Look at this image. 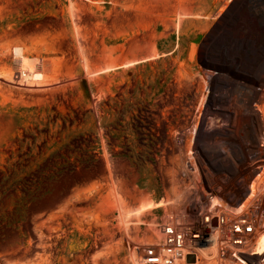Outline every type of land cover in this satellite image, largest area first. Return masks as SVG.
Instances as JSON below:
<instances>
[{"label":"rangeland","instance_id":"obj_1","mask_svg":"<svg viewBox=\"0 0 264 264\" xmlns=\"http://www.w3.org/2000/svg\"><path fill=\"white\" fill-rule=\"evenodd\" d=\"M212 1L0 0V264H132L152 247L120 225L150 200L164 206L140 231L169 217L173 159L154 153L145 114L178 65L200 62L205 34L185 14Z\"/></svg>","mask_w":264,"mask_h":264},{"label":"bare ground","instance_id":"obj_2","mask_svg":"<svg viewBox=\"0 0 264 264\" xmlns=\"http://www.w3.org/2000/svg\"><path fill=\"white\" fill-rule=\"evenodd\" d=\"M212 3L214 12L191 5L185 14L205 34L193 52L200 62L178 65L145 114L154 153L173 159L175 188L160 224L138 228L163 200L120 218L124 236L135 225L142 240L147 232L153 238L152 247L131 248L132 264H188L186 253L194 264H264V0ZM211 18V27L201 21ZM156 57L104 66L86 79ZM18 78L36 85L40 75L21 65Z\"/></svg>","mask_w":264,"mask_h":264},{"label":"water","instance_id":"obj_3","mask_svg":"<svg viewBox=\"0 0 264 264\" xmlns=\"http://www.w3.org/2000/svg\"><path fill=\"white\" fill-rule=\"evenodd\" d=\"M186 262H187L188 264L194 263V262H195V258H194V256H193V255H188V256L186 257Z\"/></svg>","mask_w":264,"mask_h":264},{"label":"built area","instance_id":"obj_4","mask_svg":"<svg viewBox=\"0 0 264 264\" xmlns=\"http://www.w3.org/2000/svg\"><path fill=\"white\" fill-rule=\"evenodd\" d=\"M165 231L169 234V235H171L172 234V231H171V229L170 228H168L167 227V229H165ZM149 255L150 256H152V254H151V252L149 251Z\"/></svg>","mask_w":264,"mask_h":264},{"label":"trees","instance_id":"obj_5","mask_svg":"<svg viewBox=\"0 0 264 264\" xmlns=\"http://www.w3.org/2000/svg\"><path fill=\"white\" fill-rule=\"evenodd\" d=\"M2 241H3L2 238H0V242H1V243H2Z\"/></svg>","mask_w":264,"mask_h":264}]
</instances>
